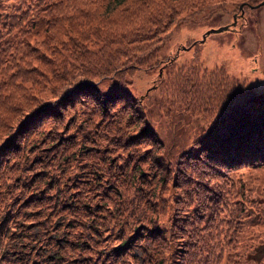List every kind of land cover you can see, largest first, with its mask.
<instances>
[{"label":"trees","instance_id":"trees-1","mask_svg":"<svg viewBox=\"0 0 264 264\" xmlns=\"http://www.w3.org/2000/svg\"><path fill=\"white\" fill-rule=\"evenodd\" d=\"M202 1L0 0L1 264L229 259L250 224L243 189L264 177V91L186 71L164 132L129 88L159 30Z\"/></svg>","mask_w":264,"mask_h":264},{"label":"rangeland","instance_id":"rangeland-1","mask_svg":"<svg viewBox=\"0 0 264 264\" xmlns=\"http://www.w3.org/2000/svg\"><path fill=\"white\" fill-rule=\"evenodd\" d=\"M260 1L205 0L179 11L171 27L159 30L157 41L160 46L157 52L132 72L129 88L140 98L148 119L154 121L160 130L166 132L171 128L170 120L179 116L177 103L186 98L187 87L179 84L181 81L177 79L187 74L186 71L192 72L203 84H213L207 78L208 72L222 69L224 75L243 82L256 92L264 91V5L255 9L246 7L242 11L238 8L241 3L255 5ZM233 15H236L235 25H231ZM224 25L229 27L206 34L209 29ZM137 26V23H133L128 28ZM3 56L0 65L5 63ZM45 89L46 86L41 85L38 93ZM8 91L13 95L18 94L13 86ZM4 94L2 92L0 95V102L4 104L5 111L10 101ZM16 100L20 104V99ZM6 117L11 118L9 115ZM202 117L203 112L194 114L189 124L201 129ZM7 130L0 126V142L1 136L12 132ZM243 196L249 199L245 204L249 216L244 218L250 220V224L247 225L248 229L238 232L240 240L236 248H232L234 250L229 259L224 255L217 264H264V177L246 184ZM237 207L239 209L236 211H240L239 204ZM229 218L231 227L236 228L240 217L233 214ZM219 223L226 225L222 221ZM241 243L244 244L242 255L238 249ZM208 264H212V261Z\"/></svg>","mask_w":264,"mask_h":264},{"label":"water","instance_id":"water-1","mask_svg":"<svg viewBox=\"0 0 264 264\" xmlns=\"http://www.w3.org/2000/svg\"><path fill=\"white\" fill-rule=\"evenodd\" d=\"M243 5H247V6H249L250 8H257V7H259V6L264 5V0H261L259 3L255 4V5H251V4H248V3H241V4L239 5V7H238L240 11H242V6H243ZM235 22H236V15H233V22L231 23V25H235ZM228 27H229V25H224V26L218 27V28H216V29H209V30L206 32V34H208V33H212V32H220V31H222V30L227 29Z\"/></svg>","mask_w":264,"mask_h":264}]
</instances>
